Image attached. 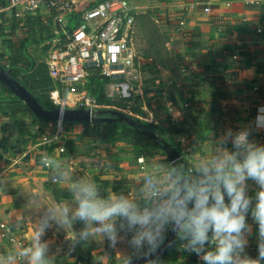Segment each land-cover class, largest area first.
I'll return each instance as SVG.
<instances>
[{"label":"crops","instance_id":"1","mask_svg":"<svg viewBox=\"0 0 264 264\" xmlns=\"http://www.w3.org/2000/svg\"><path fill=\"white\" fill-rule=\"evenodd\" d=\"M130 2L135 15L137 8V11L155 9L159 14L160 25L166 31L160 42L165 49L164 56L170 53V57L180 59L184 77L179 81L173 79L171 86L162 92L156 78H152L141 90H134V98L124 103L127 111L118 110L157 126L158 135L182 152L179 162L185 172L189 168L193 173L195 161L214 155L220 147L233 151L230 140L221 143L229 130L235 133L248 129L249 140L264 145V127L256 126L257 117L264 116V3L246 0ZM4 14L9 18L0 22V63L5 70L18 71L19 87L29 90L44 107L43 98L20 80L25 76L31 82V74L44 63L46 49L42 39L52 35V25L42 17L16 18L9 9L0 11L2 18ZM27 38L41 41L26 46ZM29 58L35 62L30 69ZM169 90L171 94L167 93ZM25 105L26 99L21 96L0 90V220L13 226L23 238L24 246L30 243L35 224L44 215L45 203L50 207L60 203L75 206L72 194L57 199L48 188L54 173L52 167L41 163L43 155L53 166L60 165L59 172L70 173L71 180L94 181L104 196L124 193L138 198L146 184L163 183L168 179L171 161L160 152L149 153L148 150L154 151L151 140L139 146L132 140L118 138L113 142L95 137L79 139L82 130L76 129L83 127L80 122L66 127V132L53 139L55 123L25 114ZM169 105L179 114V123L173 121L167 109ZM83 143L87 144V150L80 145ZM113 143L117 146H109ZM60 147H64V151H60ZM67 182L68 176H65L63 182L54 183L68 191ZM246 184L247 195L252 197L254 205L258 185L253 180H247ZM32 188L40 191L45 188L49 200H42L44 194H29ZM227 199L226 196V202ZM31 200L39 201L41 209L32 207ZM246 220L251 231L246 235L245 253L257 258L258 225L251 211ZM84 227L83 222L77 220L72 230L78 233ZM172 232L169 228L164 240ZM119 236L115 247L107 238L99 237L74 243L66 230L53 223L45 230L42 241L48 244L50 264H126V258H130L129 261L138 258L145 264L151 260L157 264H197V254L185 250L186 241L176 233L174 242L167 245L164 253L155 251L147 255L146 248L137 253L129 245L132 233L120 231ZM16 247L0 240V256Z\"/></svg>","mask_w":264,"mask_h":264},{"label":"clouds","instance_id":"2","mask_svg":"<svg viewBox=\"0 0 264 264\" xmlns=\"http://www.w3.org/2000/svg\"><path fill=\"white\" fill-rule=\"evenodd\" d=\"M256 126L264 127V116L257 117ZM249 135L248 129L235 133L229 130L221 143L230 140L234 150L220 147L214 155L201 157L194 162L193 173L186 174L179 160L172 161L168 179L146 184L138 198L124 193L104 196L94 181L71 180L70 173L59 172L60 165L53 166L44 157L41 163L52 167L56 181L63 182L68 176L67 188L75 206L60 203L46 208L35 224L30 243L0 256V264H50L48 244L42 236L53 223L66 230L74 243L99 237L107 238L115 247L120 231L132 233L129 245L137 253L146 248L145 255L155 253L171 228L186 241L185 250L196 253L203 264H262L264 145L251 142ZM247 180H253L259 188L254 205L247 195ZM29 203L37 210L42 207L37 200ZM249 211L258 225L257 258L245 253L246 235L251 231L246 220ZM77 220L85 225L78 233L72 230ZM129 260L126 258V264Z\"/></svg>","mask_w":264,"mask_h":264},{"label":"built area","instance_id":"3","mask_svg":"<svg viewBox=\"0 0 264 264\" xmlns=\"http://www.w3.org/2000/svg\"><path fill=\"white\" fill-rule=\"evenodd\" d=\"M246 1L264 3V0ZM5 2L0 11L9 9L16 18L23 20L42 17L52 25V36L44 43L47 46L44 63L52 84L49 101L58 109L53 139L65 132L67 109L85 108L94 113L99 109L93 94H71L70 84L83 83L89 75L99 74L107 78L104 84L106 97L112 101L121 99L124 103L134 98V90L142 89L144 83L139 78V65L136 64L135 13L130 0ZM167 109L173 121L179 123L180 116L174 106L169 105ZM64 149L60 147V151ZM44 157L47 156L43 155L41 159ZM52 181L58 182L53 177ZM0 240L17 247L24 245L23 238L6 220H0ZM196 260L197 264L203 263L198 255Z\"/></svg>","mask_w":264,"mask_h":264},{"label":"rangeland","instance_id":"4","mask_svg":"<svg viewBox=\"0 0 264 264\" xmlns=\"http://www.w3.org/2000/svg\"><path fill=\"white\" fill-rule=\"evenodd\" d=\"M5 1V0H4ZM137 10H139L137 8ZM136 10V15H135V27H136V33H135V44L137 47V58H136V64L139 65V78L142 80V82L145 85L146 81L151 80L152 78H156V84L160 86V91L162 92L167 88V86H171L172 80L177 79V81L182 80L184 75L181 73L182 69V62L180 59L174 55H171L170 53L167 56L165 55V49L164 46L160 42L163 40V36L165 37L166 35L164 34L166 31H164L161 27V22L159 18V14L156 13L155 9H147L146 11H137ZM6 17L4 14V17L2 18V15H0V22L3 21ZM167 50L168 48L165 47ZM173 54V52H172ZM173 56V57H172ZM157 57V58H156ZM41 68L43 72L41 75L39 74L38 77H36L35 74L30 76L32 79L31 82L27 81L25 79V76L22 77L20 80L23 82L26 87H30L31 91L34 93L38 94L41 96L44 100V107H49L51 106L49 102V96H48V91L50 88V83H49V78L47 77V73L45 72V65L42 63ZM93 76L97 75H89L83 83H77V84H70L68 86V89L71 94H77L79 92H82L84 94L86 93H96L97 96V103L100 102V106H110L111 108H116V109H125V104L121 99H116L114 101H110L109 99H106L103 97V85L104 81L103 79H98V81H95ZM38 78H40L41 82H38ZM97 79V78H96ZM14 81L16 84L19 86V82L15 78ZM174 84H176V81H173ZM167 93L171 94L170 90L167 91ZM163 95V94H162ZM164 96V95H163ZM183 102V98L181 99ZM100 108V107H99ZM127 111V110H126ZM65 132H66V127H70L73 125L69 124V122H65ZM176 126V125H175ZM81 126L78 127L77 130H83V127ZM74 131V129H73ZM134 142V137L133 139ZM77 141V140H76ZM119 144V143H118ZM85 148V150L88 149L87 144L83 143L80 144ZM126 145V144H125ZM153 145V144H152ZM111 147L117 146V143L109 144ZM129 146V145H127ZM83 147L81 149H83ZM85 150H82L83 152ZM40 191L38 188H32L31 192L29 194H33L36 196L42 195V200H47L49 192L45 190V188H41ZM29 191V189L27 190ZM49 200V198H48ZM45 207L48 208L50 207L48 203H45ZM34 226V224H32ZM31 226V227H33Z\"/></svg>","mask_w":264,"mask_h":264},{"label":"trees","instance_id":"5","mask_svg":"<svg viewBox=\"0 0 264 264\" xmlns=\"http://www.w3.org/2000/svg\"><path fill=\"white\" fill-rule=\"evenodd\" d=\"M6 2L4 0H0V6L2 5H5ZM31 25V29H33V23L30 24ZM52 35H50L49 37H46V38H43L42 40L46 42V40H48ZM46 39V40H45ZM41 40H34V39H26L25 40V45L27 46L28 44H35V43H39ZM44 42V43H45ZM45 46V49H47V46ZM29 61H30V58H29ZM35 65V62L34 61H30L29 62V69L32 68L33 66ZM45 65V63H44ZM40 69L38 71H35L33 74L36 75V77L39 76V74L41 75V73L43 72L41 66L39 65ZM45 70H46V73L48 75V72H47V68H46V65H45ZM10 71V73H9ZM6 74H8L13 80L16 78L17 81H18V78H17V75L19 74L18 71H15V70H11L10 69H6L5 70ZM31 74V76L33 75ZM92 75H97L96 77L93 76L94 80L95 81H98V79H103L104 81V84L106 83L107 81V78L106 77H103L99 74H92ZM49 78V76H47ZM97 78V79H96ZM38 82L40 83L41 80L40 78H38ZM49 80V83H50V88L49 90L51 89L52 87V84H51V80L50 78L48 79ZM14 83H16L14 81ZM0 90L1 91H11L10 87L5 84L4 82H2L0 80ZM29 92V90H28ZM49 92V91H48ZM103 97H105L106 99H108L105 95V89H104V85H103ZM91 94H93L96 99H97V96H96V93H93V92H90ZM19 96H21L22 98L26 99V105H25V108H24V113L27 114V115H33L35 117H38V118H43V117H40L33 109L32 107V104H31V101L27 98L26 94H20ZM33 96V95H32ZM34 97V96H33ZM35 98V97H34ZM110 100V99H109ZM98 101V100H97ZM100 102H98V104L101 103V100H99ZM112 101V100H110ZM50 102V101H49ZM51 106L49 107H45V108H48V109H51V108H54L53 104L50 102ZM99 109L98 111L101 113L100 115H105V113H112L113 110H118L116 108H111L110 106H100L99 105ZM120 111V110H119ZM122 112V111H120ZM126 114V113H125ZM129 116V118L131 120H134L135 122L139 123V125H132L130 124L128 121H126L125 119L123 120H119V119H115L113 121H101V120H98V119H94L92 121H88V120H83V119H80V118H77V119H73V120H65V122H69V124H75L77 122H80L82 123L83 125V130L82 132L79 134V139L82 138V139H91L93 137L95 138H100V139H103L105 141H115L117 138L120 139V140H130V139H133L134 137V143H138L139 146H144L145 145V141L146 140H151L152 141V144H153V147H154V151L152 150H148L149 153H157V152H160L164 155L165 152L159 147V145L157 144V142L155 140H153L145 131H157L159 130V128L155 125H153L152 123L150 122H144L142 121L141 119L139 118H133L131 115L129 114H126ZM45 120H48V121H53L55 123V119H47V118H43ZM157 133V132H156ZM133 141V140H132ZM184 165H185V162L183 161ZM186 174H189V168L186 169ZM56 183L54 182H50L47 186L49 189L52 190V193L54 194V196L57 198V199H64V198H67V197H71V193L69 191H67L66 189L62 190L61 188H58L56 185ZM129 264H145L142 260L140 259H135V261H129Z\"/></svg>","mask_w":264,"mask_h":264},{"label":"water","instance_id":"6","mask_svg":"<svg viewBox=\"0 0 264 264\" xmlns=\"http://www.w3.org/2000/svg\"><path fill=\"white\" fill-rule=\"evenodd\" d=\"M0 80L7 84L11 91L19 96L20 94H26L27 98L31 101L32 107L34 111L43 118L47 119H55L58 114L57 108H44L42 107L38 100L32 96L30 92L25 87H19L14 80L5 72L4 67L0 63ZM101 113L95 112L93 110H87L85 108L78 109H67L64 114V120H73V119H83V120H94L98 119L101 121H113L115 119L123 120L125 119L132 125H139V123L131 120L128 115L124 112H120L119 110H113L112 115H100ZM153 140L157 142L159 147L165 152L168 159L172 161L179 160L183 157L182 152L169 140L165 137L159 136L155 131H145ZM175 232H172L162 243V245L156 250V253H164L167 249V245L170 242H174Z\"/></svg>","mask_w":264,"mask_h":264}]
</instances>
